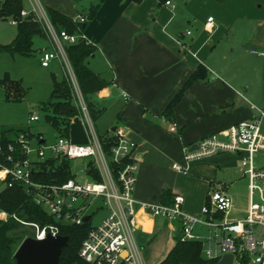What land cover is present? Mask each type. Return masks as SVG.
Here are the masks:
<instances>
[{
    "label": "crops",
    "instance_id": "0c3cea01",
    "mask_svg": "<svg viewBox=\"0 0 264 264\" xmlns=\"http://www.w3.org/2000/svg\"><path fill=\"white\" fill-rule=\"evenodd\" d=\"M165 1L28 0L24 12L37 16L50 8L76 20L79 13L84 15L96 6L81 37L95 49L86 61L87 68L107 85L88 100L101 114L107 109L103 105L114 107L110 131L121 128L134 145L136 201L168 203L177 195L183 199V213L201 218L200 209L208 195L219 190L230 200L245 203L239 213H233L231 205L227 215L229 220H241L247 207V187L236 157L219 154L185 162L183 151L264 110L258 73L240 63L243 57L264 58L249 54L251 49L264 48V0ZM198 68L205 76L184 90L167 121L162 115L165 107ZM170 126L173 132L168 130ZM105 133L93 134L109 138V132ZM84 134L71 139L68 131L65 138L83 145L90 142L89 132ZM172 165L182 170L174 171ZM164 191L169 196L162 201ZM135 221L138 227L131 234L130 246L137 263L159 264L178 240V225L141 211L135 214ZM195 232L207 234L203 227H196ZM209 248L218 252L213 244ZM216 259L214 264L236 263L230 253Z\"/></svg>",
    "mask_w": 264,
    "mask_h": 264
},
{
    "label": "built area",
    "instance_id": "2783aa9c",
    "mask_svg": "<svg viewBox=\"0 0 264 264\" xmlns=\"http://www.w3.org/2000/svg\"><path fill=\"white\" fill-rule=\"evenodd\" d=\"M164 3L169 2L166 0ZM26 14L23 10L20 12L21 17ZM35 17L41 21L50 44L39 55L40 67L47 68L51 61H55L62 71L67 69L64 47L82 39L81 35H68L63 30H54L45 14ZM76 20L83 23L85 18L77 17ZM210 21L211 18H208L207 22ZM10 22L13 25L15 23ZM249 54L262 57L264 48L251 49ZM79 107L81 112L86 113L84 107ZM263 117L264 110H257L256 116L249 121L215 131L200 139L194 147L184 148L183 151L185 162L219 154L236 157L247 187V207L241 220L227 218L231 200L219 190L208 195L200 209L201 218L183 213V199L177 195L168 203L136 201L133 198L137 169L134 145L121 128L114 127L109 132L111 141L107 152L93 133L89 134L90 142L83 145L73 144L67 138L58 136L51 146H44L43 141L36 138L33 148L29 146L30 135L27 131L10 134L5 146L0 145V190L19 185L51 222H26L1 210L0 215L3 217L0 221L12 219L20 227L29 228L31 234L27 237L41 241L47 236H62L60 232L63 226L88 223L91 209H104L106 216L91 227L80 242L77 251L79 260L84 264H138L130 242L131 234L138 227L135 214L141 211L154 218L176 223L178 240L200 242L202 256L206 259H216L219 254L230 253L235 257V264H240L242 255L247 257V264H264V166L257 167L253 161L255 156L264 154V133L261 130ZM37 119L34 113L28 116L29 123ZM168 130L174 131L172 126ZM44 149L50 151V158H44ZM31 153H34V159L30 158ZM56 159H92L90 162L99 181H93L87 173L83 182L70 178L61 183H40L31 179L41 171L39 164ZM171 168L177 172L182 170L178 165H172ZM84 217H87L86 222L82 221ZM196 227L205 228L207 234H197ZM211 244L217 247V253L210 250Z\"/></svg>",
    "mask_w": 264,
    "mask_h": 264
},
{
    "label": "trees",
    "instance_id": "16d2710c",
    "mask_svg": "<svg viewBox=\"0 0 264 264\" xmlns=\"http://www.w3.org/2000/svg\"><path fill=\"white\" fill-rule=\"evenodd\" d=\"M22 1L0 0V20L15 22V36L8 45H0V52H5L11 56L28 57L35 53L32 49L33 39L38 38L44 41L46 37L41 21L37 20L32 12H28L24 17L20 16ZM95 10L96 6H92L86 14H78L79 17L85 18L83 23H80L78 20H71L50 8H45L44 13L54 30H63L68 35H81L86 22L93 18ZM94 50V47L87 44L83 39H78L74 44L64 47L72 75L91 122L95 121L101 112L94 111L88 97L100 92L107 85L104 79L92 73L86 66V61L93 54ZM204 76V71L201 68H198L190 75L165 107L162 115L167 121L171 119L172 108L179 101L184 90L192 82L201 80ZM50 80L51 91L45 103L44 120L57 132L58 136L67 137L72 119L74 117H81V113L75 105L74 93L67 82L64 79L57 82L53 76L50 77ZM0 83H2L7 91L5 94L6 101L19 102L22 100L25 92L17 83L8 81L6 78L1 80ZM84 130L88 134L85 125ZM20 131L22 129H10L9 131V129L4 130L0 128V145L5 146L7 137ZM99 140L102 143L103 150L107 152L111 139L101 137ZM39 169L41 171L32 176L31 179L33 181L40 183H61L73 178L69 161L63 159L48 160L39 164ZM85 172L90 175L93 181H99V177L96 175L90 161L85 166ZM168 196L169 194L164 191L161 194L162 201L168 200ZM0 210L8 215H15L26 222H37L39 224L51 222L39 206L33 202L31 196L19 185H13L9 188L4 187L0 190ZM217 216L219 217L220 215L218 214ZM19 227L20 225L12 219H7L5 222L0 221V264H15L13 254L19 242L11 236V233ZM90 228L88 223L79 226L61 227L60 234L67 238V244L61 250L58 264H84L79 260L77 251L80 242ZM216 261L217 259H206L202 256V245L200 242L176 240L166 257L159 264H214ZM239 263L247 264V257L242 255Z\"/></svg>",
    "mask_w": 264,
    "mask_h": 264
},
{
    "label": "rangeland",
    "instance_id": "374dc122",
    "mask_svg": "<svg viewBox=\"0 0 264 264\" xmlns=\"http://www.w3.org/2000/svg\"><path fill=\"white\" fill-rule=\"evenodd\" d=\"M28 6V0H23L22 10L27 11L29 8ZM14 36L15 25L11 24L9 20H0V45H8ZM49 46V41L46 38L44 41L34 38L32 49L36 52L31 56H11L5 52H0V81L6 78L8 81L17 83L25 92L24 97L19 102L6 101L5 94L7 91L2 83H0V128L4 130L9 129V131L10 129H22L23 131H27L30 135V148L35 147L36 138H40V140L43 141L44 146H51L58 139L57 132L44 120L45 103L47 102L48 95L51 91V76H53L57 82L64 79L74 93L75 105L79 108V110V106L85 108V104L79 97L77 85L68 61L67 69L64 68L63 71L55 61H51L47 68L40 67L39 55L44 50L48 49ZM255 60H257V62H254ZM240 63L243 68H249V70H253L258 73L257 78H259L261 87L264 88V58L253 60L251 57H243ZM8 91L10 92V90ZM102 103L105 104L104 101H102ZM103 107L107 109H104L103 113L92 123H89L86 113L80 111L81 117H76L71 122L69 137H71V139L78 137L82 138L85 135V130L83 131V124L87 127L89 134L92 131L96 134V136H101L106 134L105 132H110L109 126L111 125L110 121H112L113 118L112 109H114V107L108 108L106 105H103ZM31 113H34L37 116L38 119L36 122H28V116ZM43 152L44 158L51 157L49 150L44 149ZM30 158H35L34 153L30 154ZM88 161L93 160L79 159L69 161L70 171L74 180L83 182L86 179L85 166ZM253 161L255 166H263L264 154L255 156ZM229 194L232 196L230 192ZM231 205L232 212L239 213L240 211H243L245 203H243L242 200H235L231 198ZM90 213L91 216L88 221L90 227H94L99 224V222L106 216V211L104 209H98L96 211L91 209ZM2 217L3 216L0 215V220ZM30 234L31 231L29 228L19 227L11 233V236L20 244V242Z\"/></svg>",
    "mask_w": 264,
    "mask_h": 264
},
{
    "label": "water",
    "instance_id": "95a60500",
    "mask_svg": "<svg viewBox=\"0 0 264 264\" xmlns=\"http://www.w3.org/2000/svg\"><path fill=\"white\" fill-rule=\"evenodd\" d=\"M86 219L84 217L82 221L86 222ZM66 244L67 238L64 236H47L41 241L26 237L16 248L13 260L15 264H58L61 250Z\"/></svg>",
    "mask_w": 264,
    "mask_h": 264
}]
</instances>
